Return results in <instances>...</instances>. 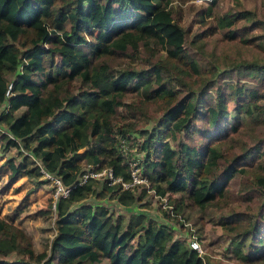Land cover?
<instances>
[{"label": "trees", "instance_id": "1", "mask_svg": "<svg viewBox=\"0 0 264 264\" xmlns=\"http://www.w3.org/2000/svg\"><path fill=\"white\" fill-rule=\"evenodd\" d=\"M172 1L0 0V137L3 147L22 152L18 161L6 160L8 178H37L42 169L69 188L55 201L56 232L47 251H35L21 227L0 217V264H94L101 259L108 264H210L173 237L166 222L96 208L106 193L122 205L140 194L106 179H82L89 168L102 167L129 178L117 134L143 152L135 165L157 197L166 198L174 211L189 203L202 210L227 199L232 177L262 157L261 140L237 151L239 144L230 135L245 117L264 124V73L258 72L260 89L230 86L221 92L216 78L227 72L212 67L209 78L192 89L184 79L199 76L200 68L185 51V30L174 18ZM243 13L216 16V24L230 26ZM235 36L228 30L227 37ZM158 50L163 51L160 59ZM138 51L146 55L143 65L124 63ZM244 69V76L259 70ZM130 94L141 104L158 103L161 111L154 125L134 130L133 137L126 134L131 124L113 121L121 117L118 106L129 111L139 105L123 103ZM228 100L234 115L226 109ZM197 117L209 130L199 134L198 143L190 138ZM181 131L185 140L178 141L175 134ZM260 167L247 171L252 180L248 191L255 194L264 193ZM41 179L38 183L47 180ZM244 197L250 199L249 193ZM238 216H221L230 231V251L240 260H264V196L256 218L247 217L239 231ZM11 251L16 258H5Z\"/></svg>", "mask_w": 264, "mask_h": 264}, {"label": "rangeland", "instance_id": "2", "mask_svg": "<svg viewBox=\"0 0 264 264\" xmlns=\"http://www.w3.org/2000/svg\"><path fill=\"white\" fill-rule=\"evenodd\" d=\"M169 6L174 13V18L178 17L176 21L185 30L183 35L185 51L200 68L199 76L190 75L184 79L192 89L196 91L201 81L204 82L209 78L207 72L212 67L215 71L227 72L226 77L216 78L215 86L221 92H226L230 86L261 88L260 80L262 79H259L258 72L264 73V0H213L210 2L173 0ZM235 12L244 13L236 17L230 26H217L216 16H226ZM230 29L235 31V37H227ZM162 55L163 51L158 50L155 57L160 59ZM145 58L146 55L143 52H132L129 60L124 63L141 66ZM246 65L259 70L247 74L251 77L244 76ZM163 74L164 77L167 76L165 71ZM177 87L183 89L179 85ZM207 91L213 98L215 95L213 89ZM138 100L132 94L124 96L123 103L139 105L136 109L131 108L129 111L126 106H118L121 117L113 120L115 125L121 122L131 124L132 127H127L126 134L132 137L136 135L134 130L147 129L154 125L161 113L158 103L141 104ZM233 108V101L228 100L226 109L231 115L235 114ZM192 125L194 131L190 133V138L196 143L202 140L199 134H209L207 123L200 117L194 119ZM1 131L4 129L0 125ZM114 135L118 138L117 147L128 159L130 168L135 167L136 158L139 160L143 152L138 150L135 141H127L118 137L117 134ZM175 135L176 140H185L182 131ZM230 136L239 144L238 148H235L237 151L261 140L260 149L263 155L259 161L250 164L251 166L243 165L245 171L238 172L232 177L227 185V199L216 200L202 210L189 203L178 212L167 204L166 198H159L151 191L144 190L141 193L143 186L136 185L131 191L135 196L138 194L141 196L131 203L122 205L112 194L109 196L106 193L98 199L96 208L106 207L124 218H128L130 214L141 213L147 220L166 222L171 226L172 236L184 241L185 244L194 238L198 243L197 253L210 264H264V260L248 262L232 254L230 231L225 228L221 219L223 215L236 212L240 218L236 227L239 231L247 226V217L256 218L257 208L262 202L264 193L255 194V191H248L252 180L247 171L260 170V166L264 165V124L247 121L245 117L244 123ZM166 139L172 144L171 139ZM226 146L227 143L224 141L221 148L224 150ZM20 151L13 146L3 147V139L0 137V217L21 227L30 237L35 251H47L50 239L56 232L55 214L50 206L52 182L45 180L38 183V180H42V176L36 178L24 175L10 180L6 160L12 158L13 161H18L22 155ZM247 192L250 199L244 197ZM174 196L178 195L169 193V197ZM5 258H16V254L11 251ZM107 262L106 259H101L94 264H108Z\"/></svg>", "mask_w": 264, "mask_h": 264}, {"label": "built area", "instance_id": "3", "mask_svg": "<svg viewBox=\"0 0 264 264\" xmlns=\"http://www.w3.org/2000/svg\"><path fill=\"white\" fill-rule=\"evenodd\" d=\"M192 2H210L212 0H190ZM42 173V177L47 179L48 181L50 180L52 182V196H51V202L50 206L54 212V206H55V201L59 196H65L68 191V187L63 186L60 182V180L56 177L53 176L42 169H40ZM87 176L96 178V179H106L107 183H119L122 189H129L132 190V188L136 185H141L145 187L146 191H151L153 194L154 192L149 189L148 183L146 178L141 174V171L139 167H133L130 168L129 171V178L126 180H122L119 176H113L111 173V169L109 167H102L99 169H94V168H89L86 173L83 174L82 179L86 178ZM99 177V178H98ZM187 245L192 248V249H197L198 248V243L194 238H191Z\"/></svg>", "mask_w": 264, "mask_h": 264}]
</instances>
